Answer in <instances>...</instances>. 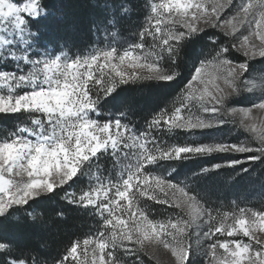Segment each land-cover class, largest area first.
<instances>
[{
  "label": "snow or ice",
  "instance_id": "1",
  "mask_svg": "<svg viewBox=\"0 0 264 264\" xmlns=\"http://www.w3.org/2000/svg\"><path fill=\"white\" fill-rule=\"evenodd\" d=\"M91 6L80 48L42 41L44 0H0V264H264V204L215 196L264 171V0ZM59 193L87 232L57 238Z\"/></svg>",
  "mask_w": 264,
  "mask_h": 264
},
{
  "label": "trees",
  "instance_id": "2",
  "mask_svg": "<svg viewBox=\"0 0 264 264\" xmlns=\"http://www.w3.org/2000/svg\"><path fill=\"white\" fill-rule=\"evenodd\" d=\"M113 2H119V0H113ZM44 3L50 8H56L59 12H62L63 15L62 18L49 17L42 21V24L46 25L49 29V31L42 33V41L52 40L54 36L59 35L61 32H66L68 35L74 37L75 45L80 48H83L84 44L91 40V37L87 32V25L90 19L98 14V10L91 6V0H44ZM127 23L128 21L126 20L121 22L120 38L129 36L125 27ZM188 59H190V56H186L185 58L186 67L183 69L185 75H187ZM175 88L176 85H172L171 87L146 86L144 88L126 90L121 93V95H135L143 110L147 111L153 106L155 101L165 97L167 94L171 93L172 95H175ZM10 125L11 121L0 117V130L5 126L9 127ZM104 163L108 165V160L106 159ZM256 168L259 170L260 166L256 165ZM261 176H264V171H258V176L255 178H245V180L254 181L257 184L251 197L257 198L256 200L260 202L262 201L260 188ZM60 195H62V193L53 195L51 199L42 202V207L44 208L46 215L52 210L64 208L66 220L60 224V232L57 238L67 240L72 237L73 234L80 235L87 232L89 226L92 224L91 219L82 215L79 210H73L66 207L60 200ZM215 196L218 199H225L227 203L233 198L238 200H250L247 187L243 180L228 189L217 191Z\"/></svg>",
  "mask_w": 264,
  "mask_h": 264
},
{
  "label": "rangeland",
  "instance_id": "3",
  "mask_svg": "<svg viewBox=\"0 0 264 264\" xmlns=\"http://www.w3.org/2000/svg\"><path fill=\"white\" fill-rule=\"evenodd\" d=\"M125 38H130L129 36L128 37H125ZM125 38H122V39H125ZM243 103V102H242ZM11 126V125H10ZM9 126V127H10ZM3 134V129L2 130H0V135H2ZM110 164V161H108V165ZM244 181V183H245V186L247 187V191H248V193H249V196H250V200H241V201H250L251 202V204H252V206H254V207H260L262 204H264V200H262L261 202L260 201H257L256 199L257 198H252L251 197V194L254 192V188H255V186L257 185L254 181L252 182V181H250V180H243ZM258 196V195H257ZM220 200H223L226 204H227V202H226V200L225 199H220ZM238 200V199H237ZM160 259H161V262H162V264H167V257H165V256H161L160 257Z\"/></svg>",
  "mask_w": 264,
  "mask_h": 264
}]
</instances>
